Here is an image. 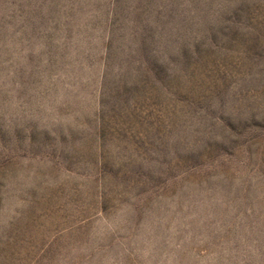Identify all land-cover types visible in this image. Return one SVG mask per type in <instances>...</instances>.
I'll list each match as a JSON object with an SVG mask.
<instances>
[{
	"label": "rangeland",
	"instance_id": "1",
	"mask_svg": "<svg viewBox=\"0 0 264 264\" xmlns=\"http://www.w3.org/2000/svg\"><path fill=\"white\" fill-rule=\"evenodd\" d=\"M0 264H264V0H0Z\"/></svg>",
	"mask_w": 264,
	"mask_h": 264
}]
</instances>
